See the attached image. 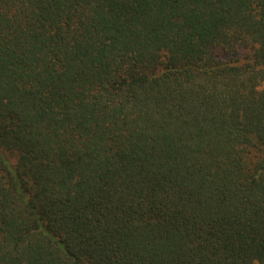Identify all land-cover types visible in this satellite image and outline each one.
I'll list each match as a JSON object with an SVG mask.
<instances>
[{
	"label": "trees",
	"instance_id": "trees-1",
	"mask_svg": "<svg viewBox=\"0 0 264 264\" xmlns=\"http://www.w3.org/2000/svg\"><path fill=\"white\" fill-rule=\"evenodd\" d=\"M0 264H264V0H0Z\"/></svg>",
	"mask_w": 264,
	"mask_h": 264
}]
</instances>
